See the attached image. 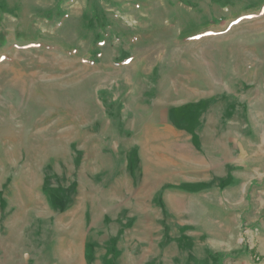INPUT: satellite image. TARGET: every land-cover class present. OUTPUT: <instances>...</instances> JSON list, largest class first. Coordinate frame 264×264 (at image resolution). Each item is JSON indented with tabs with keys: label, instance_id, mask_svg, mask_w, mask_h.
<instances>
[{
	"label": "rangeland",
	"instance_id": "1",
	"mask_svg": "<svg viewBox=\"0 0 264 264\" xmlns=\"http://www.w3.org/2000/svg\"><path fill=\"white\" fill-rule=\"evenodd\" d=\"M0 264H264V0H0Z\"/></svg>",
	"mask_w": 264,
	"mask_h": 264
}]
</instances>
